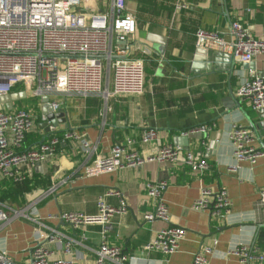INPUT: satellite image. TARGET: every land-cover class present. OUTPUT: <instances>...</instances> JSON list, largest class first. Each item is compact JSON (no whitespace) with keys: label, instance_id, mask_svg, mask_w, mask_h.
<instances>
[{"label":"crops","instance_id":"crops-1","mask_svg":"<svg viewBox=\"0 0 264 264\" xmlns=\"http://www.w3.org/2000/svg\"><path fill=\"white\" fill-rule=\"evenodd\" d=\"M177 2L185 5L178 12ZM125 6L134 18L136 38L147 50L146 55H132L144 59V92L113 98L57 97L64 120L58 124L62 128L56 127L49 136L58 139L54 154L39 164L20 168L36 188L0 201V209L9 217L0 224V251L13 262L24 263L39 232L56 231L62 236L61 242L45 244L51 263L94 264L95 251L102 242L121 248L130 258L126 264H192L194 255L206 246L211 249L206 255L210 264H239L230 255L238 246L264 258V210L256 206L258 192L264 189V159L253 166L237 164L228 138L233 125L244 126L255 134L256 148L264 152V118L247 99L236 96L240 82L251 73L264 77V55L252 61L254 70H244L235 61L231 72L232 60L227 53L198 49L194 37L198 29L225 34L231 22L247 28L254 39L264 36V0H125ZM103 8L109 9L108 0H104ZM23 91L25 88L17 86L11 94ZM41 98L26 91L24 99L12 104V112L24 110L35 117L23 149L36 148L47 138L41 127L48 123L41 120ZM54 99L50 97L49 101ZM0 107L6 110L4 105ZM205 124L214 125L207 137L189 135L185 146L174 144L175 139L184 138L183 133ZM148 128L156 129L162 145L181 146L184 152L203 155L208 168L199 174L182 162H152L137 169L83 175L86 166L127 139L135 141L134 147L142 154L154 153V145L139 143ZM66 134L74 137L65 138ZM234 165L236 170L232 172L229 169ZM23 181L0 177V197L10 183ZM158 181L168 185L162 195L168 223L144 219L154 205L146 194V185ZM202 187L227 191L231 207L226 219L192 209ZM109 192L120 196L107 195ZM102 196L113 208L124 199L126 214L115 215L105 227L89 225L84 230H74L57 220L56 216L64 212L95 215L96 201ZM170 226L186 232L177 251L170 255L146 251L156 231ZM68 239L76 243H71L66 253Z\"/></svg>","mask_w":264,"mask_h":264},{"label":"built area","instance_id":"built-area-1","mask_svg":"<svg viewBox=\"0 0 264 264\" xmlns=\"http://www.w3.org/2000/svg\"><path fill=\"white\" fill-rule=\"evenodd\" d=\"M102 1L0 0V97L10 95L17 86H22L25 92L34 97L113 98L141 95L145 88L144 59L132 55L136 52L146 55L147 50L141 47L136 38L134 18L126 12L125 0H108V10L103 8ZM182 8L185 5L179 2L175 4L176 12ZM194 37L196 48L227 53L240 64H249L255 57L264 55V36L252 38L249 30L238 22H231L225 34L198 29ZM110 84L111 89H108ZM236 96L247 99L254 110H264V77L251 73L240 82ZM49 103L53 112L59 111L60 104L57 101ZM46 119L44 115L41 118L43 122ZM34 121L35 117L30 112H9L0 107L1 178L21 182L26 177L20 171L22 166H34L54 154L58 139L49 137L56 129L49 122L46 123L47 138L36 148L23 149L27 135L34 128ZM213 128L214 125H200L182 136L200 134L207 137ZM72 137L74 134L65 135V138ZM228 138L237 164L245 162L253 166L258 159H264V152L256 148V138L248 128L233 125ZM139 143L141 146L154 145L156 151L144 155L134 147L135 141L127 139L114 144L107 156H99L86 166L83 175L94 177L137 169L152 162H182L192 172L199 174L208 168L203 155L194 156L191 152H184L181 146L160 144L154 128L145 129ZM82 146L87 147V143L82 142ZM229 170L234 172L236 165ZM167 187L163 181L146 185V194L154 203L152 211L144 215L146 221H170L162 197ZM107 195L120 196L116 192ZM258 196L256 206L264 210V189L259 190ZM230 207V199L223 188L213 191L202 187L198 199L192 204V209L208 212L216 219H226ZM96 208L97 213L93 216L81 212H64L56 218L74 230H84L89 225L105 227L115 215L127 212L124 199H120L119 206L113 208L106 204L105 196L97 199ZM13 216H17V213L14 212ZM8 219L7 213L1 208L0 224L6 223ZM36 223L42 226L39 221ZM185 234V229L181 227H166L156 231L145 250L173 254ZM61 237L56 231L39 232L26 262L15 263L0 251V264H66L63 261L51 263L45 245L46 242L59 243ZM71 243L76 241L68 239L66 253ZM210 254L209 247L201 248L194 255L192 264H210L206 259V255ZM230 255L235 256L239 264L264 262L262 256H257L256 251L245 246L234 248ZM129 259L121 248L102 242L95 251L94 264H126Z\"/></svg>","mask_w":264,"mask_h":264},{"label":"water","instance_id":"water-1","mask_svg":"<svg viewBox=\"0 0 264 264\" xmlns=\"http://www.w3.org/2000/svg\"><path fill=\"white\" fill-rule=\"evenodd\" d=\"M231 61V72H232V68L233 65L235 63L234 59L232 58V56H229ZM242 68L244 70H254L255 66L253 62H250L249 64H242ZM21 98H25V92H19V93H14V94H10L7 96H3L0 97V105H4L6 110L11 111L12 110V104L18 100H20ZM41 102H42V114L46 116L48 122L53 126V127H58L60 123H62V121L64 120V114L62 112L57 111V112H53L51 107H50V103H49V98L47 96H43L41 98ZM260 113V115H262V118H264V110H259L258 111ZM41 127L44 130V134H48V126L47 124H42ZM59 128H62L61 126H59ZM255 136V134H254ZM187 138H178L174 140V144H178V145H186L187 144ZM264 150V148H263Z\"/></svg>","mask_w":264,"mask_h":264},{"label":"trees","instance_id":"trees-1","mask_svg":"<svg viewBox=\"0 0 264 264\" xmlns=\"http://www.w3.org/2000/svg\"><path fill=\"white\" fill-rule=\"evenodd\" d=\"M28 135H27V137H28ZM57 135L58 134H56L54 136L57 137ZM34 188H36V184H34V182L32 180H30L29 178H26L22 183H10L8 185V187L6 188L5 193H3V195L0 197V201L5 200L6 198H8V196L12 197V195L21 194L27 190L29 191V190L34 189Z\"/></svg>","mask_w":264,"mask_h":264},{"label":"rangeland","instance_id":"rangeland-1","mask_svg":"<svg viewBox=\"0 0 264 264\" xmlns=\"http://www.w3.org/2000/svg\"><path fill=\"white\" fill-rule=\"evenodd\" d=\"M55 101H57L59 104L61 103V99H59V98H56V99H54Z\"/></svg>","mask_w":264,"mask_h":264}]
</instances>
